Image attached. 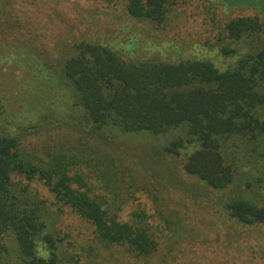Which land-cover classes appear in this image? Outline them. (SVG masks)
Here are the masks:
<instances>
[{
    "label": "rangeland",
    "instance_id": "374dc122",
    "mask_svg": "<svg viewBox=\"0 0 264 264\" xmlns=\"http://www.w3.org/2000/svg\"><path fill=\"white\" fill-rule=\"evenodd\" d=\"M128 1L0 0L1 134L16 137L38 160L81 152L87 164L78 171L99 196L117 202L124 220L137 212L146 215L157 255L130 258L120 249L102 247L82 219L56 206L44 187H35L52 204L67 248L85 257L82 264H264V223L243 224L226 208L232 196L264 208V142L240 149L242 172L227 190L217 191L184 170L187 151L180 156L166 151L174 133L89 132L57 75L72 46L89 42L137 64L231 70L240 56L264 50V31L234 42L227 25L239 19L262 23L261 14L226 1L175 0L167 22L158 27L129 17ZM6 244L12 264H18L14 240Z\"/></svg>",
    "mask_w": 264,
    "mask_h": 264
},
{
    "label": "trees",
    "instance_id": "16d2710c",
    "mask_svg": "<svg viewBox=\"0 0 264 264\" xmlns=\"http://www.w3.org/2000/svg\"><path fill=\"white\" fill-rule=\"evenodd\" d=\"M217 1L253 7L262 16V23L231 21L227 32L232 41L248 40L264 31V0ZM174 5L175 0H129L126 14L161 27ZM59 65L57 75L69 88L73 107L89 132L174 133L176 139L166 151L179 156L187 151L184 170L214 190H227L240 175L238 159L244 145L264 142V50H252L240 56L231 70L219 72L203 64H137L89 42L73 45ZM74 152L35 160L16 137L0 132V264L13 263L6 244L9 238L16 244L18 264L85 261L65 245L66 235L54 222L52 204L37 186L53 196L56 206L82 219L102 247L120 249L136 259L151 260L157 255L158 242L146 215L137 212L132 220H124L117 202L99 196L78 171L87 159ZM226 203L230 216L239 222L264 223V208L257 203H242L233 196Z\"/></svg>",
    "mask_w": 264,
    "mask_h": 264
}]
</instances>
